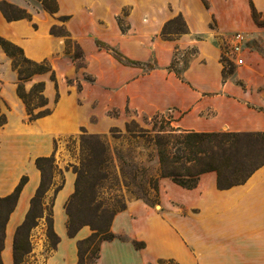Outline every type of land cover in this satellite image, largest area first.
Returning a JSON list of instances; mask_svg holds the SVG:
<instances>
[{
	"label": "crops",
	"instance_id": "crops-1",
	"mask_svg": "<svg viewBox=\"0 0 264 264\" xmlns=\"http://www.w3.org/2000/svg\"><path fill=\"white\" fill-rule=\"evenodd\" d=\"M7 1L25 9L31 19L8 21L0 9V37L20 47L27 59L47 62L55 81L51 73L30 81L48 76L53 84L33 83L45 82L51 114L30 121L17 94L18 74L0 46L5 72L0 77V109L7 118L0 128V198L28 178L7 224L4 264H14L16 230L41 184L36 160L56 159L59 135L81 127L105 134L120 127L129 110L170 112L174 126L183 131L264 132V0H55L56 12L40 0ZM177 17L184 19L187 30L164 37L165 25ZM236 32L245 36L243 65L228 53ZM189 49L192 58L176 71L181 61L177 53ZM63 53L73 55L68 59ZM59 65L74 68L75 75L83 67L95 75V96H86L84 104L97 102L100 125L79 119L82 107L75 98L61 95ZM225 66L234 70L227 73ZM83 85L79 82L78 89L84 93ZM57 110L72 114L64 129L52 125ZM76 179L73 171L65 170L62 189L55 196L53 190L48 193L47 203L54 199V230L60 241L45 264H78L79 242L93 233L89 226L73 237L68 233L66 204ZM40 225L35 232L42 249L46 227ZM111 230L115 237L104 241L98 259L87 264H264V165L245 183L227 189L219 188L215 171L202 174L192 189L163 178L157 204L130 202L115 215Z\"/></svg>",
	"mask_w": 264,
	"mask_h": 264
},
{
	"label": "trees",
	"instance_id": "trees-1",
	"mask_svg": "<svg viewBox=\"0 0 264 264\" xmlns=\"http://www.w3.org/2000/svg\"><path fill=\"white\" fill-rule=\"evenodd\" d=\"M40 1L51 12L57 11L55 0ZM0 9L8 21L31 19V15L25 9L7 0H0ZM255 17L258 18L257 15ZM186 30L184 19L177 17L165 25L162 34L170 38L172 34L184 33ZM53 33L60 32L57 33L56 28H53ZM0 46L12 59L13 69L18 74L17 94L26 105L29 120L35 121L51 114L49 99L44 94L45 82L35 83L29 91H26L25 87L35 75L51 73V79L55 81V73L52 72L49 64L27 59L20 47L2 37H0ZM116 55L122 59L120 54ZM6 122L7 118L1 114L0 109V128ZM129 128L130 125H127V131H130ZM82 132L83 136L87 135L85 129H82ZM100 138H102L100 135L91 134L81 146L83 159L81 167L75 170L77 174L75 192L66 204L69 235L75 236L84 226H89L93 231L88 239L79 242L78 264H87L98 259L100 245L115 237L111 230L115 215L126 209V206H120L102 210V204L98 201L97 191L102 187L101 178L109 172L105 157L108 149ZM154 145L159 159L161 179L171 178L189 189L196 187L202 174L211 171H215L218 175L219 188H231L245 183L264 165V132L198 133L175 127L168 130L167 134H158ZM36 165L41 171V184L31 201V208L24 223L16 230L13 245L14 264L25 262L31 252V233L39 226L42 219H46L51 250H54L60 241L54 230V199L52 198L49 203L46 200L49 191L53 190L55 196L62 189L65 182L64 174L58 167L54 155L37 158ZM57 176L61 177L59 184L54 182ZM27 181L28 178L23 177L12 194L0 198V264H4L2 253L5 247L7 224ZM153 182L157 186L158 179L151 178L150 183ZM154 204H157V201Z\"/></svg>",
	"mask_w": 264,
	"mask_h": 264
},
{
	"label": "rangeland",
	"instance_id": "rangeland-1",
	"mask_svg": "<svg viewBox=\"0 0 264 264\" xmlns=\"http://www.w3.org/2000/svg\"><path fill=\"white\" fill-rule=\"evenodd\" d=\"M72 52L75 53L76 48H72ZM192 53L193 51L191 49L184 53H177V58H180L181 61L174 69L181 72L192 58ZM72 55L73 54L66 55L63 53V56H65L64 58L68 59L71 58ZM61 57L62 54H58V58L61 59ZM74 65L76 67L75 62ZM86 65L87 63L85 62V67ZM227 66H225L227 73L234 70L233 67ZM3 68L4 66L0 64V77L3 74L5 75ZM78 71L79 73L75 75L74 68L67 69L59 65L57 80L58 82L60 81L62 86L61 95L68 96L69 99H76L77 104L82 107L83 113V115L79 116V119L81 118L85 122L91 123V125H100L102 117L99 114L100 112L97 113V102H93L89 106L84 104L86 96L91 98L95 96L94 89L92 88L94 84L91 81V78L95 79V75L86 71L84 67ZM40 80H46V84L53 86L48 76H44L43 79H35L34 82ZM68 81H72V85H68ZM34 82L25 84L26 91L30 90ZM79 82L85 86L83 87L85 89L84 93L78 89ZM54 99L55 93L53 90V96L52 99H50L52 104L54 103ZM64 111L66 110H63V112L59 110L56 111V116L52 120L53 127L64 129L67 118L72 115ZM113 111L115 110L109 112ZM104 114L107 115L106 112ZM122 116L124 122L120 127H117V130L113 128L105 134H97L92 133L89 128L81 127L73 133L67 132L59 135L56 140L58 151L56 161L61 163L63 174H65V170L75 173L76 168L81 167L83 159L81 146L85 144V139H89V135L91 134L100 135L102 137L100 139L102 142H105L108 149L105 157L109 170L106 176L101 178L103 179L101 182L102 187L97 191L98 201L102 204V210L113 209L114 207L120 206L127 207L130 202L136 199H141L152 205H154V202L159 201L161 182L160 164L154 142L158 134H167L168 130L175 128V124H173L174 115L170 112L148 115L129 110L124 112ZM76 123L77 120L75 118L72 120L71 124L75 126ZM127 125H130V131H127ZM82 128L86 129L87 135L84 134L85 136H83ZM161 130L164 131L162 132ZM151 178H154V180L158 179L157 186L154 182L150 183ZM54 182L59 184L61 182V177L57 176ZM51 193H53V191H51L50 194ZM41 222H43L46 227V243L42 249L38 247L40 241L37 237L39 238V234L35 232L37 227L41 226ZM40 224L31 233V252L23 264H45L47 256L52 251L49 247V240L47 237L46 219H42Z\"/></svg>",
	"mask_w": 264,
	"mask_h": 264
},
{
	"label": "built area",
	"instance_id": "built-area-1",
	"mask_svg": "<svg viewBox=\"0 0 264 264\" xmlns=\"http://www.w3.org/2000/svg\"><path fill=\"white\" fill-rule=\"evenodd\" d=\"M245 43V36L242 32H236L233 36L232 44L229 48V56L235 60L237 65H243L244 60L240 57L243 52Z\"/></svg>",
	"mask_w": 264,
	"mask_h": 264
}]
</instances>
